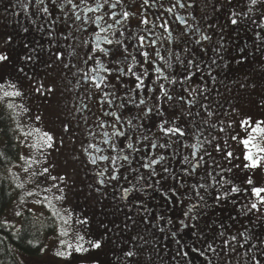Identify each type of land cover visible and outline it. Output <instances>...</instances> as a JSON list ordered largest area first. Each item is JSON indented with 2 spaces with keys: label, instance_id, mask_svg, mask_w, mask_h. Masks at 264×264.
I'll return each instance as SVG.
<instances>
[{
  "label": "flooded vegetation",
  "instance_id": "flooded-vegetation-1",
  "mask_svg": "<svg viewBox=\"0 0 264 264\" xmlns=\"http://www.w3.org/2000/svg\"><path fill=\"white\" fill-rule=\"evenodd\" d=\"M180 2L186 5L191 3L193 6L181 8L177 0H149L147 5L144 4V0H122L111 11L117 13L116 19H121L120 13L127 11L131 14L129 19L123 21L122 25H116L105 15L104 21L112 24L113 28L101 35H107L114 41L119 37L128 44L129 51H133L132 46L136 44L139 35L146 36V43L151 40L156 41L154 47L147 49L151 53L153 64H144L136 69L138 72H143L145 68L149 70L150 76L145 80L146 84L156 79L154 67H160L165 75L180 74L181 65L177 57L186 61L190 53L184 52V48H189L191 54L203 61L201 67L205 69L204 76L209 89L205 94L206 99L204 97L198 99L207 104L214 114L208 116L197 104L192 109V115L181 121L188 134L179 140L176 136H164L159 131L156 127L160 123L159 117L134 120L133 123L137 125L138 130L133 131L125 125L121 130L126 131L129 139L120 137L117 140L113 137L112 142L116 143L118 148H123V151L113 152L109 150V145L103 143L108 137L101 135L102 131L111 133V127L100 129L97 124L98 120H105L110 125L112 118L103 113L116 109L106 107L97 90L89 87L87 82L81 79V72L78 71L87 70L84 64L87 49L83 42H95L92 32L96 26L91 24L90 18L94 19L108 12V6L105 5L99 12H87V7L94 8L97 3H103V0H87L86 4H82L81 0H73L74 4L80 5L75 12L81 16V20H76L71 10L72 6L67 5L65 0H55V2L43 0L42 4H37L36 0H0V26L7 29L11 45L8 65L0 67V84L6 81L7 85H19L24 90L27 106L32 107L36 102V94L29 88L30 81L39 74H52L54 84L60 88L64 98L62 129L70 151L74 154V180L77 183L74 188L65 192L64 198L68 202L67 216L56 215L52 218L49 215L42 220L43 217H35L32 212H28L38 222L41 232L45 233L41 249L46 240H54L53 252L49 257L42 256L41 264H185V261L176 255L180 247L175 243L177 239L189 246L185 249L189 251L191 257L189 264H207V261L190 250L192 245L202 246V241L197 242L193 231L202 232L211 240L221 230H225L224 238H227L230 234L235 235L238 229L242 231L241 224H244L264 237V217L258 219L261 214L255 210L249 212L247 216L244 215L245 205L250 206L251 203L257 202L255 197L250 195L252 185L235 183L234 178L222 174L217 164H213L212 155L205 156L206 163L201 161V166L191 175L182 171L189 166L184 163L185 157L195 163L192 153L203 151L200 147L203 141H212L203 145L204 149L211 152L217 142L225 139L226 136L221 131L222 122L235 119V115L238 116L236 112L243 107L253 108L250 116L264 121V31L257 23L252 12V4L248 0L232 2L180 0ZM61 5H64L63 9ZM45 7L49 9L48 13L42 11ZM169 8H172V12L167 11ZM233 13L238 15L232 16ZM230 17L237 19L238 23L233 25ZM145 18L149 21L147 25L141 23ZM98 23L106 26L103 21ZM165 23L168 27L167 31L161 27ZM82 27L88 30L81 31ZM24 28L28 31H23ZM120 31L124 32L122 36L119 35ZM202 35H208L211 39L196 44L195 41ZM217 48L220 49L219 55L213 51ZM112 50L116 53V58H121L122 49L117 52L115 46H112ZM57 54L60 55V60L56 59ZM27 56H32V59L26 61ZM221 56L223 59H220ZM137 59L142 61L143 57ZM212 59H216L217 64L222 66L221 68L213 66L215 83L206 75L207 65L211 64ZM130 62L129 60L128 63H121L119 67L126 69ZM225 64L227 67H223ZM20 68L24 71L20 72ZM5 73H8L6 77ZM200 77L201 73H197L193 78L192 87L203 86L204 80ZM121 79L125 86L121 87L117 84V95L123 96L128 88L135 86V78L129 75ZM159 82L165 83L170 90L172 89L167 81ZM113 83L116 81L113 80ZM176 88L179 90L178 85ZM172 94L176 93L172 92ZM154 95L155 93H148L147 89L141 94V98L147 101V107L152 106L153 100L149 97ZM146 106L141 105L138 109L128 104L121 110L124 119L142 116ZM197 111L200 112L199 116L196 115ZM171 113L172 109L169 108L170 118ZM141 123L146 127L139 128ZM66 126L67 130H65ZM142 134L147 135L152 143L167 146L151 148L149 141L141 139ZM89 143H94L103 150L94 152V155L113 157L119 155L120 159L114 166L99 160L95 165L90 163L88 153L83 151ZM127 143H133L134 148L139 151L127 149ZM193 145L196 147H192ZM145 154L147 158L142 160ZM124 155L129 156L128 161L122 159ZM160 157L164 159L161 161ZM152 159L157 160L158 163L151 169L141 166L142 163ZM163 167H168L169 172L164 173ZM106 168L108 171H104ZM153 171L159 175L152 176ZM100 172H104V175H98ZM113 174L117 175V180L109 179ZM221 178L231 181V184H224V188L236 186L249 191L231 193L227 199L216 202L214 197L223 189L215 183V180ZM101 180L104 181L103 184L99 183ZM157 180H160L159 184L156 183ZM53 184L51 179L45 180L41 188H38L41 197L37 198L42 200L44 196H48L49 199L55 197L58 192L56 188H52L51 192L42 190L43 187H51ZM198 184H204L205 189L193 188ZM254 184L264 187L262 173ZM171 188H175L178 192L173 198L174 203L166 202L161 196L162 191ZM196 192H200L205 197L204 202L198 199ZM205 202L207 207L202 206ZM32 204L45 206L46 211H51L45 203ZM188 209L192 211L189 212L188 217H185L183 214ZM197 214H199L197 220L189 219ZM160 215L172 217L173 224L157 220L156 217ZM181 219L189 225L197 224L198 228H182L179 224ZM65 220L67 224L64 223ZM82 220L86 223L78 222ZM221 224L225 226L224 229H221ZM161 228L163 231L160 230ZM62 230L72 232L74 239L61 236ZM172 232H176V237L171 235ZM77 235L83 236L84 240H77ZM62 240L83 244L89 251L82 254L73 251L72 256L67 259L57 257L55 253L64 250L61 245ZM89 241H98L100 248H92ZM220 243L221 240L217 239L216 244ZM129 250L134 251L136 255L131 258L126 257L124 253ZM251 254L262 258L256 250ZM39 255L41 256V251ZM223 257V254L212 256V264H224ZM240 259L241 263L245 264V260L249 257Z\"/></svg>",
  "mask_w": 264,
  "mask_h": 264
},
{
  "label": "snow or ice",
  "instance_id": "snow-or-ice-1",
  "mask_svg": "<svg viewBox=\"0 0 264 264\" xmlns=\"http://www.w3.org/2000/svg\"><path fill=\"white\" fill-rule=\"evenodd\" d=\"M37 4H42L43 0H36ZM55 2V0H54ZM122 2V0H114V2H111V0H103V3H97L96 6L93 7H87V12H99L102 8L105 7V5L108 6L109 11L105 12L103 15H98L94 19H91V24L95 25L96 27L93 29L92 35L95 36V42L90 43L89 41H84V47L87 49L85 52V59L84 64L87 66V70H78L81 72V79L86 81L89 87L95 88L98 92V94L101 97V101L103 104L108 107L109 109H116L115 111H107L103 114L105 116H110L112 118V123L109 125L108 121L105 120H98L97 126L100 129H104L106 126L111 127L112 131L109 133L108 131H102L101 135L103 137H108V139L103 140L104 144L109 145V150L113 152H119L123 151V148H118V145L114 142H112V138H116L119 140L120 137H124L126 140L129 139L127 133L125 130H121L124 128L125 125L129 126L133 131H137L138 127L133 123L134 120H143L145 118L151 119L153 116L160 118V123L156 125V127L159 129L161 133H163L164 136H176L179 140L180 138L185 137L188 133L186 132L185 128L183 127L181 121L185 119L187 116L192 115V109L199 104V107L202 108L208 116H212L214 113L209 110V106L207 104L202 103L198 97H204L206 99V93L209 91L207 80L205 79L204 73L205 69L201 67L202 60L197 58L194 54H191L190 49L185 47L184 52L190 53L189 58L185 61L183 59H180V57H177V60L179 61L181 65V73L177 75H165L163 74V70L160 67H154L153 71L157 74L155 80H151L149 84L145 83V80L149 78L150 73L147 68L144 69L143 72H138L136 69L138 66L142 67L144 64L152 65L153 61L151 60V53L147 50L148 48L154 47L156 41L151 40L146 43V36L139 35L137 37V42L134 44L133 51H129L128 44L124 41H121L119 37L115 39V41L111 38H109L107 35H101V33H105L108 31H111L113 28L112 24H107L106 21H104V16H108L109 20L114 21L116 25H122L123 21H127L130 17V13L127 11H124L120 13L121 19H116L117 13L115 11H111L112 9H115L117 5H119ZM65 3L67 5L72 6L73 14L75 15L76 20H81V16L75 12L76 9L80 7L78 4H74L73 0H65ZM82 4H86L87 0H81ZM149 3V0H144V4L147 5ZM250 3L252 5H256L258 3V0H250ZM177 4L181 8L189 7L191 8L193 5L191 3H188L187 5L185 3H181L180 0H177ZM64 5H61V8L63 9ZM42 11L44 13H48L49 9L47 7L43 8ZM167 11L172 12V8H169ZM238 15L237 13H233L232 16ZM177 19H181L180 17H177ZM103 21L106 26H103L101 22ZM230 22L233 25H236L238 23L237 19L230 17ZM141 23L144 25H147L149 21L145 18L141 20ZM161 27H163L166 31L168 30L167 24H162ZM211 27V25L209 26ZM96 29H99L98 31ZM81 31H87L88 29L86 27H82L80 29ZM23 31L27 32L28 29L24 28ZM124 34L123 31L119 32V35L122 36ZM51 35V33H49ZM115 35V33H113ZM10 39V38H9ZM178 39V38H176ZM211 37L208 35H202L199 40H196V44H200L203 40H210ZM183 42V41H181ZM104 45H107L108 47H105ZM112 46H115L117 52H121V58H116V53L113 52ZM222 47V46H221ZM206 51V49L204 50ZM214 52L219 55L220 49H213ZM243 52V49H241ZM157 56H159V52L156 53ZM137 57H143V60H138ZM60 55H56V59L60 60ZM107 58V59H105ZM10 59V57L6 54L0 53V63L7 62ZM32 59V56L25 57L26 61H29ZM163 59V57H161ZM220 59H223L221 56ZM129 60L131 61L128 64V67L120 68L119 65L121 63H128ZM239 62V61H238ZM170 66V65H169ZM215 68H221L222 66L217 64L216 59L211 60V64L207 65L206 75L207 77L211 78L212 82H216V76L213 75L214 67ZM67 67V65H65ZM223 67H227V65H223ZM20 72H23L24 69L20 68ZM197 73H201V79L204 80L203 86L197 85L196 87H192L193 78L196 76ZM132 76L135 78V86L133 88H128L123 96L117 95V84H119L121 87H124V82L121 79L123 76ZM113 80L116 81V83H113ZM161 80L167 81L169 85L172 86V89L170 90L165 83L159 82ZM153 85V86H150ZM179 86V90H177L176 86ZM9 88L13 89L12 91H8L4 89V85L0 84V91L3 92V96L0 97V99L4 98H13V97H22L23 93L17 89L16 84H9ZM145 89H147L148 93H155L154 96L149 97L153 100V104L151 107H147V101L144 98H141V94L144 93ZM36 92L43 94L44 91L51 92L52 89L45 90L42 85H39L35 89ZM172 92H175L176 94L173 95ZM186 94V95H185ZM138 100V103H137ZM119 101V103H117ZM128 104H132L136 108H140L141 105H145V109L143 110V115L134 116L130 119L125 120L122 114V109H124ZM167 105V107H165ZM16 107L15 105L9 103L8 108L12 109ZM23 107V106H21ZM85 107H87L85 105ZM172 109L171 118L168 115V109ZM25 112L28 111L27 108L23 109ZM90 111V110H89ZM118 112L120 114H118ZM196 115L199 116L200 112L197 111ZM35 119L38 121L40 120V116H36ZM87 121L85 120V123ZM204 123H207V121H204ZM243 124H248V121H243ZM260 123L264 122H258L255 127L251 129L253 133H260L264 135V127L260 126ZM230 126V125H229ZM146 127L144 124H140L139 128ZM214 127V125H213ZM20 131V135L16 136L15 143L12 144V148H16L18 145L20 147H27L29 150L36 149L41 153V155L44 154L45 149H50L54 146V137L45 131H41L40 128H32L28 131H24L22 126L20 124H17V129H14L13 131ZM65 130H67V126L65 127ZM221 131H224L223 128H221ZM29 138H32L34 140L33 143H28ZM141 139L143 141H149V137L147 135L142 134ZM215 137H213V140ZM233 139H236V137H233ZM255 136H249L248 139L243 140L242 142L245 144L246 147L251 145V148L256 149L258 153H264V147H260L259 142L252 143L253 140H255ZM204 143H212V141L205 140L200 144L201 149L203 151L201 153L193 152L192 157L195 159V163H192V160L185 157L184 163L188 164V167H185L182 169V171L187 174L191 175L192 172H194L197 168L201 166V161H205V156L211 157L212 153L208 152L207 149L203 148ZM151 148H157V147H166L167 145H157L156 143H152L149 141ZM127 149H131L133 151H139L138 149L134 148L133 143H127L126 145ZM192 147H196V145H193ZM92 150V151H90ZM215 151H223L221 146L219 144L214 145ZM86 153H88L89 156V162L92 164H96L97 161H106L110 166H114L116 164V161L120 159L119 155L113 157L110 155H99L96 156L93 153L94 152H102L103 150L99 148L94 143H89L86 148L83 149ZM225 159L231 158L232 153L231 152H225ZM147 158V154H145V157H142L143 159ZM11 157L7 155V149H0V161H2L4 164H7ZM124 161L129 160L128 155H124L122 157ZM164 158L160 157V160L162 161ZM246 160H249L251 163L250 165H245V168L251 167L256 168L260 165V162L264 160V156L257 155L255 158L253 157V154L251 151H249L246 156ZM19 160L23 162V164H15L14 167L20 168L21 171L25 174L23 177H21L18 173L12 172L11 169H9V175L12 177L13 183L15 185V189H20L23 192V195L20 196L18 202H17V208L19 209L20 206L26 205L29 201L27 198L29 197H39L40 193L33 191L32 189H26L27 184H31L33 188H41V186L44 184V181L47 179H51L53 181L60 179L63 180V177H55L51 176L49 167L45 166L42 169L37 167L33 168V165L38 164L39 161L37 159H33L31 156H25L23 154H20ZM158 161L155 159L150 160L147 163H142L141 166L144 168L151 169L154 164H157ZM213 164H216L215 161H213ZM27 165V166H24ZM217 167H220L217 165ZM104 171H108L106 168ZM116 171L118 172L119 169L117 168ZM162 171L164 173L169 172L168 167H163ZM223 171V169H221ZM228 171H231V169H228ZM98 175H104V172L98 173ZM152 176L159 175V173H156L153 171L151 173ZM211 176V173H209ZM219 175V173H217ZM142 178V177H141ZM163 178V177H161ZM174 179L176 177H173ZM109 179L111 180H117V175L113 174L110 175ZM215 179V177H213ZM99 183L103 184L104 181L101 180ZM157 184L160 183V180L156 181ZM215 183L220 185L221 189H223L220 194L216 195L214 197L216 202H221L222 200L227 199V197L231 193H239L241 191H249L248 189H241L236 186H232L230 188H224V184H231V181H225L223 178L219 180H215ZM246 183L248 185H252L250 189V195L255 197L257 202H253L250 204V206L245 205V211L244 215L247 216L249 212H252L255 210L257 213H260L261 216H258V219L264 217V187L256 186L254 184V181L249 177L246 180ZM151 187L152 185H148ZM135 188V186H133ZM200 188L205 189L204 184H198L194 185L193 188ZM52 188H56L58 192H62L63 189L60 188L58 185L53 184L51 187H43L42 190L44 192H51ZM138 190V189H137ZM125 193H127V189H125ZM178 195V192L175 188H171L168 191H162L161 196L165 199L166 202L174 203V197ZM196 196L201 202L205 201V197L200 194V192H196ZM56 200H62V195L55 196ZM44 201H48V196H44L43 199H34L32 202L36 204H42ZM49 207H53L51 205V202H48ZM203 207H207L206 202L202 204ZM195 207V206H194ZM29 212L32 210L29 208L27 209ZM192 209H188L187 212H184V216L188 217L189 212H191ZM15 216H22L23 211L17 210L15 211ZM53 215H58L55 211H53ZM199 214L193 215L189 217V219L195 221L198 219ZM157 220H164L167 224H173L172 217H165L163 215H160L156 217ZM235 219V218H233ZM79 223H86V221H78ZM65 224H67V221H64ZM179 224L182 226V228H191V229H197L198 225L193 223L191 225L185 223L183 219L179 221ZM15 225L12 224L9 220L2 219L0 220V233L2 232H10L11 228H14ZM224 225L221 224V229H224ZM241 230H237V233L235 235H229L227 238L225 237V230H221L216 236H214L211 240H209L202 232H196L193 231V235L196 237L197 242L202 241L201 247H196L195 245L191 246V252L195 253L196 256L202 258L204 261H207V264H212V256H220L223 254L225 257L228 258L230 261L231 259L241 256V257H249L248 260H245V264H264V237L260 236L259 234L252 231L251 228L247 227L244 224H241ZM163 231V229H160ZM14 235V233H13ZM61 236H68L69 233L66 230H62L60 232ZM171 235L173 237H176V232H172ZM77 240H84L83 236H76ZM220 239L221 243L219 245L216 244V240ZM7 240V236L0 235V245H3L4 242ZM255 241V243L253 242ZM29 243H32L29 241ZM92 248H100V243L97 242H91ZM175 243L177 245H180V247L176 251V255L180 256L184 261L185 264H189V261L191 260L189 251L185 250L189 246L186 244H182L181 240L177 239L175 240ZM61 245L64 247L63 251H57L55 255L57 257L61 258H70L72 256L73 251L76 253H85L88 252L89 249L85 248L83 244L76 243L73 244L71 242L62 240ZM6 251L10 252L11 249L7 248ZM253 250H256L260 254V257L253 253ZM43 251V249H41ZM209 254H212L210 256ZM251 254V255H250ZM126 257H134L136 253L132 250H129L124 253Z\"/></svg>",
  "mask_w": 264,
  "mask_h": 264
},
{
  "label": "rangeland",
  "instance_id": "rangeland-1",
  "mask_svg": "<svg viewBox=\"0 0 264 264\" xmlns=\"http://www.w3.org/2000/svg\"><path fill=\"white\" fill-rule=\"evenodd\" d=\"M224 2H232L234 0H223ZM250 2V0H248ZM264 0H258L256 5H252V12L257 19V23L264 31ZM9 35L7 33V29L3 26H0V53L8 55L11 50V45L9 44ZM3 67L8 65V61L4 63H0ZM5 77L8 73L4 74ZM4 81V89L8 91H12L13 89L9 88L7 83ZM42 85L45 90L52 89L51 92L44 91L43 94L35 91L36 87ZM17 89L23 93L22 97H13V98H4L0 99V109L4 108L8 111V113L12 117L13 127L17 129V124H20L24 131H28L32 128H40L41 131H45L50 133L54 137V146L50 149H45L44 154L41 155L39 151L36 149H31L27 147H20V154L25 156H31L33 159H37L39 161L38 164L33 165V168H43L45 166L49 167V171L51 176L55 177H63V180L57 179L53 181L54 184L58 185L60 188L62 187V192H57V195H62V200H56L55 197L48 198V201H44L43 203L48 205V202H51L53 207H49L51 211H46L45 206H37L32 204L33 200L37 197H29L28 203L26 205L20 206L17 208V202L23 192L20 189H15V185L13 183L12 177L9 175V169L12 172L18 173L21 177L25 174L21 171L20 168L14 167L15 164H23L22 161L18 160L13 163L8 170L6 171V177L8 178L11 186L14 198L8 207V209L1 216L2 219L9 220L12 224L15 225V229L21 225V218L29 212L27 209H31L32 214L35 217H43L42 220L51 216L53 218V211L58 213L61 217L67 216L68 212V202L65 197V192L71 188H74L76 185L75 173H74V154L70 151L69 143L66 141V136L62 129L63 125V104L64 98L61 95L60 88L56 87L54 84V79L52 74H39L37 78L31 80L29 83V88L33 93L36 94V102L28 107L26 97L24 95V90L16 85ZM29 92V91H27ZM26 93V92H25ZM3 96V92L0 91V97ZM11 103L16 107L10 109L8 108V104ZM23 106V107H21ZM27 108L28 111L25 112L23 109ZM253 108L251 107H243L241 110L237 111L236 114L238 116L235 119L232 118L230 120H225L222 122L225 139L217 142L223 151H215L214 146L211 149V153L213 156V160L219 165L220 170L223 169L222 174L229 178H234L235 183L243 184L244 186H249L246 183V180L251 177V179L255 182L262 173L264 175V160L260 162V165L256 168H245V165H250V161L245 159L246 154L251 151L253 157L255 158L257 155L262 156L264 153H258L256 149L251 148V145L248 147L242 142L245 139H248L249 136H255L256 139L252 141V143L259 142L260 147H264V135L260 133H253L251 129L257 125L258 122H264L257 119H254L250 116ZM40 116V120H36L35 117ZM243 121H248V124H243ZM230 125V126H229ZM261 127H264V123H260ZM17 136L20 135V131H16ZM236 137V139H233ZM34 140L29 138L28 143H33ZM225 152H231L232 157L225 159ZM19 154V156H20ZM27 166V165H24ZM231 169V171H228ZM72 177V178H71ZM32 189L33 191L39 192L38 188H33L31 184L26 185V189ZM40 193V192H39ZM41 197V193L39 195ZM22 210V216H15V211ZM56 216V215H55ZM54 216V217H55ZM69 235L67 236L70 239H74V234L68 231ZM49 239V238H48ZM53 244L54 240H46L45 245L43 246V251H41V256H28L23 253L18 252L16 249L13 250L15 258L19 264H41V258L49 257L53 252ZM241 256H237L230 261L227 257H223L224 264H242Z\"/></svg>",
  "mask_w": 264,
  "mask_h": 264
},
{
  "label": "trees",
  "instance_id": "trees-1",
  "mask_svg": "<svg viewBox=\"0 0 264 264\" xmlns=\"http://www.w3.org/2000/svg\"><path fill=\"white\" fill-rule=\"evenodd\" d=\"M14 129L11 115L6 109H0V149L6 148L7 155L11 157L7 164L0 161V218L14 198L12 186L6 177V171L18 160L20 154L19 145L16 148L11 147L17 136ZM0 235L7 236L4 244L0 245V264H19L13 250L16 249L25 255H39L45 233L41 232L38 222L27 212L21 218L18 230L11 228L10 232H2ZM7 248H10L11 251H6Z\"/></svg>",
  "mask_w": 264,
  "mask_h": 264
}]
</instances>
